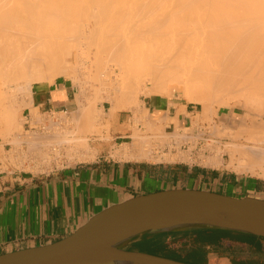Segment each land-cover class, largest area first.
<instances>
[{
    "label": "bare ground",
    "instance_id": "6f19581e",
    "mask_svg": "<svg viewBox=\"0 0 264 264\" xmlns=\"http://www.w3.org/2000/svg\"><path fill=\"white\" fill-rule=\"evenodd\" d=\"M143 1L132 0L130 5L129 0H0V133L11 134L19 120L18 111L21 105H18L17 90L20 85L33 81L41 82L62 72L74 74L76 71V68L73 69L74 66L68 68L69 66H66L68 64H65V68L59 64L62 65V62L66 61L70 65L74 60L83 57L82 54L79 56L78 50L74 53L72 47L82 40L85 41V38H89V42L92 41L91 37H94L92 45L95 44V51L97 53L99 49L100 53L103 51L102 54L99 53L100 56L96 54L98 56L96 59H105L103 57L105 52L111 59L115 60L118 57V62L113 59L112 62L119 68L108 65L107 72L105 67L111 59L107 61L108 63L105 61L106 64L101 61L106 74L109 73L114 76L113 78L120 77V80L115 81L118 83L120 81L119 88L116 87L118 90L112 82L118 78L110 82L114 87L111 89L116 90V93L113 92L115 95L112 93L113 97H109V94L107 97L111 101L112 113L117 109L134 108L133 99H136L138 90H141L138 83L144 71L145 74L148 73L149 76L146 75L153 84L150 88L143 87L144 93H164L170 82H176L183 91L182 94L189 101L202 105L205 113L213 109L214 102L221 106H229L231 101L236 104L248 101L249 105L256 102L254 105L256 110H264V99L258 101L264 96V0H160V2L154 0L153 4L150 3L151 8L149 0L148 4L146 0ZM144 11H147V14ZM86 19L88 23L89 19L93 20V25L86 23L89 31L84 30ZM96 23L104 26V29L100 31V26L99 28L94 26ZM84 41L83 44L88 40ZM89 42L87 46L91 44ZM95 51L93 50V53ZM108 55L105 60L108 59ZM86 56L83 57L85 60L88 59ZM89 56L88 53L87 57ZM101 62L99 60L98 64ZM93 63L95 65L94 61ZM99 66L101 64L98 66L96 64L98 69ZM98 69L96 71L101 72ZM106 77L105 80L108 81H104L105 86L110 84L109 80L112 78ZM111 84L107 85L109 89L112 87ZM26 92L24 94L32 101V89L27 88ZM240 96L244 97L245 102L238 99ZM148 113L142 115L144 121L158 120L159 116H150ZM88 114L91 116L90 112ZM37 117L40 119V116ZM37 117L35 116V120ZM99 118L102 119V116ZM254 118L253 116L251 121L244 117L241 125H238L239 130H234L240 134L248 133L247 139L252 140V146L230 141L228 145L226 143L225 149L213 147L216 149L215 153L210 155L215 158V163H222V154L227 152L230 156L229 166L233 165L240 171L264 175V122L257 123L258 120ZM73 119L77 124L76 120L79 118ZM23 124L24 122L19 121V125L16 126H19V131L15 133L13 139H8L9 137L5 139L10 140L13 145L7 158L19 168H30L29 164L38 160L39 163L31 165L37 169L40 164L46 162L48 164L54 155L61 157L62 154L73 156L75 154L77 158L84 160L95 155L96 150H92L90 137L81 132L78 125L66 127L67 130L52 127L54 130L50 133L37 135L28 134ZM98 129L93 128L95 131ZM155 131L154 134L163 136V140L169 136L165 127L161 126ZM133 135L130 146L125 144L117 150L120 156L137 160L150 158L153 152L147 149L148 144L144 145L146 139L148 142L150 137L139 132ZM231 135L229 136L232 138ZM22 141L30 144L28 148L30 151L25 152L22 149L18 161H15L18 143ZM211 147L208 148L209 153L212 151ZM30 153L33 155L32 161L29 160ZM208 154L201 159L209 156ZM210 162L214 163L212 160ZM235 162L239 165L234 166Z\"/></svg>",
    "mask_w": 264,
    "mask_h": 264
},
{
    "label": "crops",
    "instance_id": "0c3cea01",
    "mask_svg": "<svg viewBox=\"0 0 264 264\" xmlns=\"http://www.w3.org/2000/svg\"><path fill=\"white\" fill-rule=\"evenodd\" d=\"M32 105L44 111L75 108L76 92L72 85L62 80L42 81L33 86ZM145 107L156 117H176L183 107L186 112L194 111L190 103L155 95L146 98ZM127 117V114L125 117L120 114L114 122V138L125 136L122 132ZM185 117L187 115L184 112L179 113L184 126L190 120ZM174 129L177 130V125ZM97 148L93 159L47 172L0 171V254L59 240L102 208L132 195L155 190L151 187L153 185L161 184L163 188H196L194 186L205 185L204 188H197L217 192L223 191L218 190V187H251L257 192H264V181L230 173L228 168L189 165L173 162L175 160L161 163L119 159L107 147ZM222 193L227 194L226 191ZM202 229L144 235L124 247L156 254L160 253L158 251L167 253L177 250L178 254L182 251V243H189L192 244L191 251L187 253L189 261L197 264H249L254 260L264 261L263 252L253 257H242L219 253L216 249L221 245L237 251L242 244L256 248L259 243L264 248V239L221 229H215L218 232L200 233ZM247 236H253V241L244 239ZM193 244L201 250H193Z\"/></svg>",
    "mask_w": 264,
    "mask_h": 264
},
{
    "label": "rangeland",
    "instance_id": "374dc122",
    "mask_svg": "<svg viewBox=\"0 0 264 264\" xmlns=\"http://www.w3.org/2000/svg\"><path fill=\"white\" fill-rule=\"evenodd\" d=\"M147 1V0H146ZM145 0L143 1V2H146ZM151 1V2H150ZM156 1V0H155ZM131 2H132V0L130 1L129 0V3H130V5H131ZM153 2H154V0L152 1V0H149V8H151V4L150 3H152L153 4ZM158 2H160V0H158ZM129 3L127 4V6H128V8H129ZM147 4H148V1H147ZM156 4H159V3H157L156 2ZM126 6V7H127ZM153 6V5H152ZM155 7H157L156 5H155ZM148 8V7H147ZM148 8V9H149ZM147 9V10H148ZM146 10V9H145ZM228 10H233V9H228ZM151 10H149V12H150ZM161 11V10H160ZM152 12V11H151ZM144 13L145 14H147V11L145 12L144 11ZM150 13H148V15H149ZM87 20V22H85L84 23V26H85V29L84 30H88V25H93V20H91L90 21V19H89V23H88V19H86ZM85 20V21H86ZM133 20V19H132ZM134 21H137V20H134ZM95 22V21H94ZM88 25H87V24ZM91 23V24H90ZM95 27L96 26H98V28H99V26H100V31L101 30H103L104 29V26H101V25H97V23H96V25H94ZM81 27V26H80ZM103 27V28H102ZM87 28V29H86ZM102 28V29H101ZM80 31H83V30H80ZM89 31V30H88ZM106 31H104V33H105ZM102 34H104L103 32H101ZM100 33V34H101ZM90 34V33H89ZM91 38H93L94 39V37H91ZM81 39V38H80ZM79 39V40H80ZM83 39V38H82ZM86 40H88L87 41V43L89 42V38L87 39V38H85ZM92 39V41L90 40V42L89 43H91L90 45L88 44V46H87V43H84L83 44V41L84 40H82V44L81 43H78L77 45L75 44V46H77V47H79V46H81V47H79L78 49H77V47H72V49H74L73 50V52L74 53H79V56H82L83 55V57H85L86 55L88 56V53H89V57H87L86 56V58H88V59H86L85 60V58H83V57H79L77 60H74V62L73 63H71V64H73V65H69V63L68 62H66V61H64V59H63V61L64 62H66V63H64V62H62L63 64H64V66H62L61 64H59V66H61V67H65V64H68V65H66L68 68H70V66H72L71 68H73V66H74V68L73 69H75L76 71H74V74H69V73H65V72H62V73H60V74H58V76H52L51 78H48V79H46V80H44V81H55V80H62V81H65L66 83H68V84H70V85H72V87L74 88V90H75V92H76V97H77V105H76V107L75 108H72V107H68V109H69V111H70V113H71V120H69V125L71 126V125H78L79 127H80V131L81 132H84V133H86L89 137H90V139H89V142H90V144L93 146L92 147V150H96V151H94V153H95V155H93L92 157L93 158H95V156H96V154H97V152H98V148L97 147H107L108 149H110L111 150V152L110 153H112V155L114 156V157H117V158H119V157H121V158H125V157H123L122 155L120 156V154L118 153L119 151H117V150H119V148H122L125 144L127 145V144H129L128 146H130V144H132V141H133V137H134V133H136V132H139L141 135L143 134H145V136H149V134H152V133H154V132H156L155 130H159V128L162 126V127H165L166 129H167V133H168V127H169V124L171 123V122H174L176 125H177V129H178V125H179V123H182V119L180 120V118H179V113H181V112H184L186 115H187V117H185L184 119H190L189 120V122L188 123H186V121L184 120V122L186 123V124H189V123H191V121H193L192 123L195 125H198V124H205L206 125V127H207V125H208V127H207V130L209 131V132H213V134L212 133H210V136H211V138L212 139H215V141L216 142H214L213 144H212V147L210 146L211 144H210V142H209V144H208V148L209 147H211L212 149H210V150H212L208 155L209 156H206L207 158H209V159H207L206 157L203 159H201L200 158V160L201 161H203V163H205L207 160V164H209V162L212 160V161H214V163L213 162H210V164L212 163V165L213 166H220L221 168H228L229 170V172L230 173H237L238 175H240V176H246V177H248V178H251V179H256V180H258V181H264V175H261V174H252L251 172H244V171H240V170H238L237 168H235V167H233V165H231V166H229V162H230V156H229V154L227 153V152H224L223 154H222V156H223V158H222V163H215V158L213 159L212 157H211V155L210 154H212V153H215L214 151L217 149V148H223V149H225V145H226V143H227V145H228V143L231 141V143H238V144H240L241 143V145H244L245 144V146H252V140L250 141L249 139H247V134H244V133H239V131H238V133H237V131H234V130H239V126L241 125V123H242V119L244 118V117H246L247 119H249V120H251V121H253V116L255 117L254 119H256V120H258V121H256L257 123L259 122V123H262V121L264 122V110L263 111H261V109L260 110H256L257 108L254 106V105H256L257 103L256 102H253V104H251V105H249V103H248V101L246 102V103H242V104H236L234 101H231L230 102V104H229V106L228 105H226V106H221V105H219L217 102H214L213 103V109H211L210 110V112L209 111H207L206 113H205V111H203V109H202V105H200V104H198V103H194V102H191V101H189L188 99H187V97H185L182 93H183V91L182 90H180L179 89V85H178V83H176V82H170L168 85H167V88H166V92H164V93H153V94H149V93H144V91L143 90H145V89H143V87L145 88L146 86H147V88H150V85H153L152 84V81L148 78V73L146 72V74L148 75H146L145 74V71H144V74H145V76L147 77V79H145L146 77L144 76V74H142L141 72V74L144 76V78L143 79H141L143 76H141L140 75V82L138 83L139 84V89H141L140 91L138 90V93H137V97H136V99L134 98L133 99V101L135 100V102L134 103H132L133 104V106H134V108H126V109H117V111L115 112V113H112V111H111V101H110V98L109 99H107V97H108V94H109V97L111 96V97H113L115 94L114 93H116L113 89H111V88H116V87H118L119 88V84H120V81H119V83L118 82H115L116 80H120V77L118 78V76H116L115 78H118V79H115V78H113L111 75H109V73H107L106 74V72L108 71V68H109V66H112V67H114V63L117 61L118 62V60H117V58L118 57H116V59L114 60L113 58V60L115 61V62H112V59L111 58H109V57H111L110 55H108L106 52L105 53H103V55H105V56H103V57H105V59H106V56L108 55V59L107 60H105L104 58H100V59H98V62H97V59H96V57H98V56H100V54H102V52L100 53V49H99V51H98V53L95 51L96 49V47L94 46L95 44H93L92 45V43H94V40ZM85 40V41H86ZM81 41V40H80ZM84 41V42H85ZM76 43V42H75ZM79 44H81V45H79ZM84 45V46H83ZM93 47H92V46ZM83 46V47H82ZM89 46H91V48H89ZM98 47V46H97ZM83 48V49H82ZM84 48H86V50H84ZM91 49V50H90ZM134 49H137L136 47H134ZM78 50V51H77ZM84 50V51H83ZM88 50V51H87ZM93 50L96 52H94L93 53ZM97 50H98V48H97ZM77 51V52H76ZM84 53H87V54H85L84 55ZM90 53H92V54H90ZM100 53V54H99ZM80 54H82V55H80ZM93 54H97L96 56L95 55H93ZM92 55V56H91ZM95 56V57H94ZM94 57V58H93ZM82 58V59H81ZM91 59V60H90ZM103 59V60H102ZM111 59V60H110ZM66 60V59H65ZM83 61L82 63L80 62V61ZM89 60V61H88ZM99 60H100V62L102 61L104 64H106V62L108 61V60H110L109 61V63L108 64H106L107 66L105 67V66H103V67H105V70H106V72L104 71V69L102 68V62L100 63L101 64V66H99V69L96 67V64H97V66L98 65H100V64H98L99 63ZM76 61H78L77 63H76ZM85 61V62H84ZM92 61V62H91ZM93 61L95 62V65H94V63H93ZM106 61V62H105ZM91 65V67H90V65L88 64V63ZM97 62V63H96ZM59 63V62H58ZM80 63V64H79ZM75 64V65H74ZM103 64V65H104ZM86 65H88V66H86ZM109 65V66H108ZM76 66V67H75ZM86 66V68H84ZM95 66V67H94ZM66 68V67H65ZM78 68V69H77ZM89 68V69H88ZM92 68H97L99 71H101V72H97L96 70L97 69H92ZM115 68L117 69V68H119L118 67V65L116 66L115 65ZM103 70V71H102ZM119 71V70H118ZM94 74H93V73ZM97 72V73H96ZM143 72V71H142ZM98 73H100V75L98 74ZM104 73H105V75H104ZM119 73V72H118ZM65 74V75H64ZM103 75V76H102ZM108 75V76H107ZM139 75V74H138ZM96 76V77H95ZM109 77L108 79H110V77H112L110 80H109V83L112 81V80H114V81H112L113 82V84L114 85H116V86H114L113 87V85H112V87H110V89H109V87L108 86H110V84L107 86L108 87V89H107V87L104 85L105 84V82L104 81H108V80H105V77ZM123 76V75H122ZM122 76H121V78H122ZM107 77H106V79H107ZM101 81H100V80ZM99 80V81H98ZM138 80V81H139ZM42 82V81H41ZM104 82V83H103ZM116 84H115V83ZM37 83H39V81H33V82H29L28 84H21L20 85V87L18 88V90H17V94L19 95V93H21L19 96L17 95V97H18V102H19V104L18 105H21V108L19 109V111H18V118H19V120H18V122H16V126H17V124L19 125V121H21V122H24V128H29V126H28V124H26V116H27V114L28 113H31L32 115H34V117H33V119H34V121L35 122H40L39 120H41V117H40V119H39V117H37V116H41L40 115V113H44L45 111H48V110H40L39 108H37V107H34L33 105H32V101L28 98V95L26 94H24V93H27L26 92V90H27V88L29 89V88H31V89H33V86L35 85V84H37ZM101 83H102V85H101ZM144 83V84H143ZM99 85V86H98ZM101 85V86H100ZM103 85H104V87H103ZM149 86V87H148ZM105 88V90L103 89V88ZM101 89V90H100ZM103 89V90H102ZM117 89V88H116ZM109 90V91H108ZM118 90V89H117ZM25 91V92H24ZM22 92H23V94H22ZM108 92V93H107ZM110 92V93H109ZM114 92V93H113ZM114 95H113V94ZM241 94H243V93H241ZM22 95V96H21ZM152 95H155V96H159V97H168V98H172V99H175V100H177V101H179V102H183V103H190L191 105H193L194 107L192 108V109H194V111L193 112H186L185 110H184V107H183V109H182V111L181 110H179V113H178V115L176 116V117H170V116H167V117H159L158 118V120L157 119H154L153 121H147L146 119H145V121L143 120V114H147L148 112V114L150 115V116H154L153 114H151V112L149 111V108H147V107H145V100H146V98L147 97H149V96H152ZM26 96V97H25ZM244 97L243 96H240L238 99L242 102V100H243V102H245V100L243 99ZM264 99V96H261L259 99H258V101H260V100H263ZM20 100H22V102L20 103ZM136 103V104H135ZM252 106V107H251ZM81 107V108H80ZM86 108V109H84V108ZM254 107V108H253ZM63 108H67V107H63ZM62 108V109H63ZM215 108V109H214ZM253 109H255L256 111H254ZM59 110H61V109H57L56 111H59ZM89 110V111H88ZM84 111V112H83ZM97 111V112H96ZM103 111V112H102ZM90 112V115L91 116H89V113ZM101 112L103 113V114H101ZM133 113L138 119H142V123H143V128H139L138 127V125H139V123H138V121H136L135 123H131L129 120H128V118H129V116H128V118H127V121H126V125L123 127V129H124V132H122L125 136L124 137H120V138H114V134H112V129H113V127H114V122L115 121H117L118 120V117H119V115L121 114V115H123V117H125L126 116V114L127 115H129V113ZM202 112H204V113H202ZM249 112V115H247V113ZM259 112H261V113H259ZM36 113L37 114H39V115H36ZM190 113V114H189ZM198 113V114H197ZM48 114H49V112H48ZM62 114V113H61ZM82 114H86V115H83L82 116ZM94 114V115H93ZM207 114V115H206ZM247 115V116H246ZM35 116L38 118L37 120H35ZM93 116H94V118L95 119H93ZM96 116H98L97 118H96ZM99 116L101 117L102 116V119L101 118H99ZM74 117H77V118H79V119H77L76 120V122H78L77 124L75 123V120L73 119ZM87 117V118H86ZM91 117V118H90ZM154 117H156V116H154ZM197 117H198V120H197ZM252 117V118H251ZM179 118V121L177 120ZM32 119V118H31ZM88 119V120H87ZM91 119V120H90ZM93 119V120H92ZM74 120V121H73ZM177 120V121H176ZM196 120V121H195ZM93 121V122H92ZM98 121V122H97ZM181 121V122H180ZM222 121H223V123H222ZM241 121V122H240ZM89 123V124H88ZM129 123V124H128ZM137 123H138V125H137ZM213 123H215V124H213ZM94 125L95 127H92V125ZM185 124V126H187ZM218 124V125H217ZM240 124V125H239ZM65 125V124H64ZM88 125V126H87ZM229 125V126H228ZM239 125V126H238ZM16 126H14V128H13V130H11V134H6V135H4V134H1L0 133V156H3V159H2V157H0V163L2 164V168L4 169V170H9V169H11L10 170V172H12V171H18V172H20V171H22V172H32V173H42V172H47V171H49V170H51V169H53V168H57V167H60L62 164H64V163H69V162H76V161H82V160H84V159H82V158H77V156L75 157V154H74V156H73V154L72 155H64V154H60L61 155V157H58L57 155L55 156L54 155V158H52L49 162H48V164H47V162L46 161H44V162H46L44 165H45V167H44V165L42 166L41 164V166L44 168H42L40 165L37 167V169L38 168H40L39 170H37L35 167H33V166H31V165H33L34 163H39V161L38 160H36V161H34V163H31V164H29L30 165V168H19L18 166H16L15 164H14V162H7L6 160H4V158H6L7 159V157H8V152H10L11 151V149H12V147H13V145H11L12 143H10L8 140L6 141L5 139L6 138H8V139H13L14 138V136H15V133L17 134V132L19 131V126L18 127H16ZM60 126V125H59ZM68 125H66V127H67ZM98 126V127H97ZM159 126V127H158ZM216 126V127H215ZM62 128H65V126L63 127V126H61ZM90 127V128H89ZM219 129H218V128ZM36 128H38V127H36ZM69 128V127H68ZM88 128V129H87ZM93 128H99L97 131H95V130H93ZM126 129V130H125ZM138 129V130H137ZM211 129V130H210ZM231 129H233L232 131H230ZM66 130H67V128H66ZM137 130V131H136ZM139 130H141V131H139ZM170 130V129H169ZM213 130V131H212ZM220 130V131H219ZM134 131H136V132H134ZM92 132V133H91ZM97 135H96V134ZM223 133V134H222ZM224 133H225V135H224ZM228 133H229V135H231L232 136V138L233 137H235V138H231L229 135H228ZM236 133V134H235ZM19 134V133H18ZM237 134H239L237 137L235 136V135H237ZM136 135V134H135ZM137 136V135H136ZM151 139V138H150ZM168 139V138H167ZM166 139V140H167ZM6 141V142H5ZM145 141V140H144ZM146 141H147V139H146ZM145 141V144L144 145H146V144H148L147 145V149L149 148L150 150H151V147H149V146H151V145H149L150 144V140L148 141V142H146ZM218 141H222V143H220V142H218ZM228 141V142H227ZM8 142V143H7ZM25 141H22V142H20V143H18V149L16 150V152H15V161H18V157L20 156V154L22 153V149H24L25 150V152L28 150L27 149V145H26V143H24ZM143 142V141H142ZM250 142V143H249ZM20 144V145H19ZM217 144V145H216ZM216 145V146H215ZM231 145V144H230ZM229 145V146H230ZM213 147H215L214 149H213ZM205 148H207V145H205V146H203L202 147V149H205ZM27 149V150H26ZM198 149H200V147H197V149L196 150H198ZM116 151H117V154L118 155H116ZM28 152H29V150H28ZM151 152H153L151 155L152 156H150V158H142L141 160H149V161H153V162H158V161H160V160H166V161H171V160H176V159H178L179 160V158H178V156L180 155L181 156V158L180 159H184V160H186V161H189L190 159H189V152L188 151H186V150H184V151H182V150H178L177 152H175V151H173L174 153L173 154H171V153H166L164 156L162 155V156H160V155H158V154H156L155 152H156V150H152ZM17 153V154H16ZM175 153H178V155L177 154H175ZM68 154V153H67ZM169 155H170V157H169ZM185 155H186V157H185ZM7 156V157H6ZM31 156V157H30ZM69 156V157H68ZM157 156V157H156ZM160 158H159V157ZM176 156V157H175ZM58 157V158H57ZM68 157V158H67ZM89 157V156H88ZM92 157H90V159H93ZM173 157V158H172ZM175 157V158H174ZM188 157V158H187ZM121 158H119V159H121ZM166 158V159H165ZM69 159V160H68ZM87 159H89V158H87ZM87 159H85V160H87ZM125 159H132L131 157L130 158H125ZM29 160L30 161H32L33 160V155L30 153V155H29ZM42 159H40V161H41ZM204 160H206L205 162H204ZM28 161V160H27ZM38 161V162H37ZM26 162V161H25ZM42 162V161H41ZM26 163H28V162H26ZM60 165V166H59ZM239 165V163L238 162H235V165L234 166H238ZM34 166H36V165H34ZM12 167V168H11ZM32 167V168H31ZM153 189H157V188H163L162 187V185L161 184H158L157 186L156 185H153V186H151ZM194 187H199V188H204L205 187V185H201V186H194ZM218 190H223V191H220L221 193L222 192H224V191H226V193L227 194H229V195H237V196H243L244 194H253V196H258V197H262V198H264V192H257V191H255L253 188H251V187H246L245 189H240V188H236V187H222V188H220V187H218ZM257 243V242H256ZM255 243V244H256ZM263 245L262 244H258V246L256 247V248H253V247H248V246H246V245H243L242 244V246L241 247H239V249L236 251L235 249H232V248H227V247H224V246H217V252H219V253H229V254H235V255H240V256H242V257H253L254 255H258L259 254V252H263L264 253V248L262 247ZM181 247H182V251L181 252H179L178 254H176L178 251L177 250H170V251H168L167 253H163V252H161V251H158V252H160L159 254H161V255H165V256H169V257H173V258H176V259H178V260H181V261H189V256L187 255V253L188 252H190L191 251V249H192V244H189V243H182V245H181ZM198 249V251L199 250H201L200 248H198V246H196V245H194L193 244V250H197ZM204 264L203 262H199V264Z\"/></svg>",
    "mask_w": 264,
    "mask_h": 264
},
{
    "label": "water",
    "instance_id": "95a60500",
    "mask_svg": "<svg viewBox=\"0 0 264 264\" xmlns=\"http://www.w3.org/2000/svg\"><path fill=\"white\" fill-rule=\"evenodd\" d=\"M221 229L264 238V198L171 187L132 195L51 243L0 254V264H197L128 249L144 235Z\"/></svg>",
    "mask_w": 264,
    "mask_h": 264
},
{
    "label": "built area",
    "instance_id": "2783aa9c",
    "mask_svg": "<svg viewBox=\"0 0 264 264\" xmlns=\"http://www.w3.org/2000/svg\"><path fill=\"white\" fill-rule=\"evenodd\" d=\"M40 115H41L40 116L41 120H39L40 122H35L33 119L34 115H32L31 113L27 114L26 124H28L29 128H26L25 130L26 132H28V134L36 133L37 135H46L47 133H50L52 130H54L52 129V127L60 128L61 126H65L66 128V125H68L67 127L70 126L68 122L71 119V113L68 108H63L59 111H56V110L45 111L43 114L40 113ZM128 116L129 118L128 117L127 118L131 123H135L136 121H138L139 123V125L137 123L138 127L140 126L139 128H143L142 119H138L131 112L129 113ZM175 125L176 124L173 122L169 124V127H168L169 136L167 140H163V136L161 135L157 136V134H154V133L149 134V137L151 138L150 139L151 150L153 151L156 150L155 153L160 156L166 153L173 154L174 153L173 151L177 152L178 150H182V151L186 150L189 152V156H188L190 159L189 161L179 158V160L177 159L173 162L179 161V162L187 163L189 165L209 166L210 164H205L200 160L202 156L209 153V150H208L209 142H211L212 144L216 142L212 140L210 136V132L207 130L208 125L206 127L205 124L193 125V123H189V124H186L187 126H184L183 124L180 123L178 125L179 127L177 129V132H175V129H174ZM25 143L28 146L27 147L28 149L30 144L27 142ZM205 145H207V148L202 149V147ZM197 147H200V149L196 150ZM175 154L178 155V153H175ZM0 157H2L3 159V156H0ZM4 160H6L8 163L10 162L8 158L7 159L4 158ZM76 162H79V161H76ZM76 162L64 163L61 166L70 165ZM158 162L163 163V162H168V161L160 160ZM10 170L11 169L4 170L2 168V164L0 163L1 172H6Z\"/></svg>",
    "mask_w": 264,
    "mask_h": 264
},
{
    "label": "trees",
    "instance_id": "16d2710c",
    "mask_svg": "<svg viewBox=\"0 0 264 264\" xmlns=\"http://www.w3.org/2000/svg\"><path fill=\"white\" fill-rule=\"evenodd\" d=\"M218 232L219 230H215V229H210V228H203L202 231H200V233H206V232ZM243 238V237H241ZM253 236H247V237H244V239L248 240V241H253ZM260 239H264L263 237H260ZM197 260V259H196ZM199 261V260H198ZM249 264H264V261H261V260H257V261H251V263Z\"/></svg>",
    "mask_w": 264,
    "mask_h": 264
}]
</instances>
